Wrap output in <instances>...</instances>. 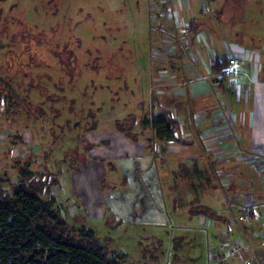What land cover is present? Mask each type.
<instances>
[{
  "label": "rangeland",
  "instance_id": "rangeland-1",
  "mask_svg": "<svg viewBox=\"0 0 264 264\" xmlns=\"http://www.w3.org/2000/svg\"><path fill=\"white\" fill-rule=\"evenodd\" d=\"M171 1H0V44L9 41L11 33L32 29L37 41L46 39L58 45L47 55L49 59L32 54V64L27 65L24 70L20 69L15 78L7 81L10 95L23 104L27 90L32 105L29 108L21 106L18 113H15V108L8 112V107H3L0 111V178L9 182L19 181L22 178L20 168L23 166L28 167L30 180L37 181L39 173L44 171L45 175H41V179L45 181L49 179L46 171L53 172L58 177L57 185L52 186L49 179L50 183L47 182L45 188L47 193L53 188L52 195L56 199L53 209L58 210L59 205L63 206L64 217L63 213L73 207L77 211L76 215L63 218L69 228L84 229L75 232L92 233L97 243L107 249L110 258L118 259L121 264H179L176 263L174 253L175 248H181L183 239L179 233H175L178 226L171 227V224L164 228L150 222L136 226L134 222L124 220L131 227L117 228L118 219L112 197L120 183V177L115 157H121L126 151L131 153L133 149L124 142L125 136L124 139L111 136V132L115 131L114 120L124 119L128 114H139L142 108L145 109V119H158L163 114L161 111L167 108L170 116L179 122V136L186 133L192 135L196 130V121L189 119L187 122L184 117L191 110L201 111L212 104L211 93L207 90L205 93L210 97L208 103L206 100L202 103L196 96L193 103H187L190 93L203 92L201 84L204 83H197L196 77L203 74L200 72L202 61L198 58V53L203 51L206 44L215 51L216 48L223 47L216 52L219 57L227 55L224 46L232 42L248 52L245 60L239 61L238 67L242 66L235 82L228 83L230 75L227 74L223 77L218 74L211 76V80L204 79L206 84L216 83L213 78L217 81L222 79L223 84L222 88H213L215 107L202 118L206 121L207 118L222 113L221 118L225 119L227 114L233 128L225 123L227 125L224 131L230 132L235 138L236 143L233 145L230 141V149L236 150L235 157L240 159H234L233 156L229 159L228 154L218 157L216 150L200 145L186 147L198 150L197 153L191 149L185 154L174 153L170 151L171 147H183L180 144L173 145L172 142H165L163 151H160L162 146L149 128L142 132L139 126H135L133 132H139L138 143L141 145L130 159H137L135 170L141 172L138 164L141 154L149 156L150 164L154 167L161 160L160 157L168 155L172 158L171 162L175 163V168L177 163L187 159L190 169L192 164L189 157L195 156L196 166L203 173L201 184L207 188L204 190V197L209 198L206 202L213 203L210 201L212 198L216 205L224 203L237 214L247 207L245 186L250 183L252 186V181L256 178L259 180L258 175L264 180V0ZM235 4L234 9H237L241 17L232 16L234 12L231 9ZM190 21L196 22L197 34L191 30ZM34 24L39 27H33ZM199 35L202 36L201 40L198 39ZM7 48L0 47V59L5 57L1 51ZM16 51L20 53L22 49L18 48ZM228 58V67L232 66L234 73V59L231 56ZM26 60L24 58L23 62ZM19 81L20 86L17 85ZM32 85L34 87L28 89ZM156 86H162L168 91V95L163 89H155ZM170 90L177 91L174 98L169 96ZM38 106L45 110V115L29 119L31 113H37ZM95 118L99 119L98 130L85 131V128L93 127V122L97 121ZM213 120L218 121L217 118ZM202 131L203 125L197 129L198 133ZM20 135L22 140L25 139L22 143L18 139ZM84 138L90 142H108L109 146L90 155L85 153ZM248 139L250 145L246 148L244 144ZM129 142L132 141L129 139ZM45 154L47 155L44 156ZM99 154L106 158L99 168L103 171V178L100 179L91 174L92 164L95 163L89 159ZM19 157L22 159H18ZM252 162L257 165L252 167ZM231 163L238 165L231 168ZM177 169L179 173V168ZM245 178H251V181ZM154 181L157 179L154 178ZM156 186L159 188L160 185L157 183ZM256 187H259L258 182L254 184V194ZM187 189L183 186L177 193L181 201L187 196ZM193 189L197 190L198 187ZM231 189L238 193L232 196L236 201L230 197ZM164 196L167 197V194ZM42 198L50 200L51 196L44 194ZM98 201L101 207H96ZM150 207V202L145 199L143 203L136 205L138 210H135V215H144ZM261 207L255 205L256 221L251 224L262 226L264 231ZM186 208L188 207H184ZM233 213L227 209V215ZM183 215H186L185 212ZM244 216L247 218L245 214ZM169 217L175 220L172 212H169ZM201 219L203 231L188 235L187 244L182 246L185 256L181 257L185 260H190L185 253L188 252L194 256L196 254L200 264H206L209 257L205 253L209 246L211 259L221 254L218 258L224 257L227 264H237L238 260L242 262L249 257L248 252L234 254L229 251L238 234L241 235L242 245L253 246L254 252L250 254L254 257L252 260L263 263L261 252L255 250V245L247 236V229L252 226L251 221L244 222L239 230L233 229V233L226 234H223L226 222L214 223L217 231L206 239L207 229H211L212 224L205 217ZM206 222L209 223L208 226ZM142 228L155 232L153 236L157 238H144ZM258 234L260 237L255 236L257 245L264 248V235L260 232ZM210 238L213 241L208 245ZM140 249L146 261L133 262L139 258Z\"/></svg>",
  "mask_w": 264,
  "mask_h": 264
},
{
  "label": "trees",
  "instance_id": "trees-1",
  "mask_svg": "<svg viewBox=\"0 0 264 264\" xmlns=\"http://www.w3.org/2000/svg\"><path fill=\"white\" fill-rule=\"evenodd\" d=\"M232 6L234 9L236 4ZM161 8L163 9L164 5ZM168 17L171 19L170 16ZM196 25V22L190 21V28L195 34L198 33ZM34 26L39 27L36 24ZM40 28L43 29V27ZM4 31L7 32V30ZM35 35L32 29H24L20 33H11L10 40L0 44L1 48L8 47L6 50L1 51L5 57L4 59H0V72L5 71L6 73H0V111L3 107H8V112L12 108H15V113H18L17 111L20 110L21 106L29 108L32 105L27 90H25L23 104L10 95L7 81L15 78L20 73V69L24 70L23 68L32 64V54L49 59L47 55L51 49L55 46L58 47L57 44L52 41L49 42L46 39L37 41L34 38ZM18 48L22 49L20 53L16 51ZM24 58H27L25 62H23ZM227 68L228 58L215 60L210 65L211 73L213 75L218 74L220 77L223 76V72ZM218 81H220L219 87L222 88L223 81L220 79ZM20 84L21 82L19 81L17 85L20 86ZM33 87L34 85L28 86V89H32ZM144 110L142 108L141 112L136 115L128 114L124 119H115V129L135 143L139 141V132H133L135 126L141 127L142 132L146 128H149L148 130L153 134V137L161 143L165 141L180 142L178 136L179 123L170 116L166 109L161 111L163 114H160L158 119L153 120L143 117ZM41 115H45V110L41 106H38L37 113H31L28 118L36 119ZM94 120L98 119L95 118ZM97 125L98 121H95L93 122V127L85 128V131L92 132L97 128ZM18 139L21 143L23 140L25 141V139L22 140L21 135ZM96 145L95 143H89L84 138L85 153H88ZM64 154L66 155L67 151ZM18 159L22 158L19 157ZM26 161L30 162L31 160ZM41 165L45 166L44 163ZM46 173L51 180L52 186L57 185L58 177L48 170ZM43 174L45 175L44 171L39 173L37 181L30 180V171L27 166H23L20 168V177L22 178L19 181L9 182L0 178V264H121L118 259L110 258L107 249L97 243L92 233L75 232L77 230L69 228L59 212L53 209L56 200L52 195L53 188L48 193L45 191L47 182H50L49 179L45 181L41 179V175ZM44 194L50 195V200L43 199L42 196ZM194 210H196L195 214H203L207 220L211 221L213 218L212 220L218 219L222 224L226 222L223 234L233 233L232 226L239 228L244 222L254 221L253 208L249 204H247V207L242 208L235 216L237 217L243 211H246V221L244 220L236 224L232 222L233 218L219 216L216 211L208 206H195ZM207 224L209 223L206 222ZM207 230L209 231L210 229ZM234 238L239 241L241 235L237 234ZM210 242H208V245ZM250 246L253 247L252 245ZM255 250H257L256 247ZM220 256L222 255L218 254L212 258L211 263L213 264L219 260L218 257ZM249 256L251 259L254 258L251 255Z\"/></svg>",
  "mask_w": 264,
  "mask_h": 264
},
{
  "label": "crops",
  "instance_id": "crops-1",
  "mask_svg": "<svg viewBox=\"0 0 264 264\" xmlns=\"http://www.w3.org/2000/svg\"><path fill=\"white\" fill-rule=\"evenodd\" d=\"M231 11H233L235 13H233L232 16H234V18L237 17H241V14L237 11V9H231ZM233 18V19H234ZM202 36L199 35L198 39L201 40ZM204 39V37H203ZM239 44L232 42L229 43L228 45L224 46L227 55L224 57H219V55L216 53L217 51H221L223 49L222 48H216L217 50L215 51L214 48L208 44L205 45V48L203 49V51L201 53H198V58L201 59L202 64H201V68H200V72H203V74L198 75L197 78V83H204L201 84V87H203V92H195V93H190L189 94V102L193 103V98L196 96L197 99H201V102L203 103L205 100L208 103L210 97L207 96V94L205 93V91L207 90V92L211 93L210 96L212 97V104L209 107L204 108L201 111H192L188 112L189 118L187 116H185L184 118L186 119V121L188 122L189 119L190 120H194L196 121V130L193 132L192 135H189L188 133L183 134L181 136H179V140L180 142H172L173 145L179 146L178 144L182 145L183 148L181 147H171L170 151H173L174 153L179 152L180 154H185L186 151L194 150L195 153H197L198 150L194 149V148H186V147H191L194 145H200V146H206V148H213L214 150H216V152L218 153V157H220L223 154H228L229 159H231V156L234 157V159H240V157H235V154H237L236 150H231L230 146H232L234 143H236L235 138L231 136L230 132H225L224 130H226V125L229 124L232 128H233V124L230 123V118L227 116V114H225V119L221 118L222 113H219L217 116H212L210 119L207 118V120H203L202 116H204V114H207L208 111L212 108L215 107V103H214V93H213V88H220L219 85L217 84L218 81L216 80V78H213V80L216 83L213 84H206V82H204L205 78H209L211 80V76L214 77V75L211 73L210 71V65L215 61V60H221L224 58H228L231 56L232 59H234V73L231 74V78H229L228 83L231 82H235L236 80V76H240V67L242 65H239V61L245 60L244 58L246 54H248V52H246V50L242 49V47L238 46ZM257 55V54H256ZM229 59V58H228ZM236 59V60H235ZM222 80V79H221ZM215 84V85H214ZM161 87V88H159ZM264 87V84L263 86ZM163 89L162 91L165 92V94L168 95V91H166L162 86H156L155 89ZM162 92V93H163ZM170 95L172 98H174L173 96L177 93V91L175 90H170ZM202 96V97H201ZM207 96V99H206ZM201 97V98H200ZM183 102V101H182ZM184 103V102H183ZM199 106V104L197 105V107ZM167 110V108H165ZM197 110V108H195ZM168 111V110H167ZM193 114V117H192ZM194 118V119H192ZM217 118L218 121H214L213 119ZM98 121V125L97 128L93 131H97L100 123H99V119ZM178 121V120H177ZM179 123V122H178ZM227 123V124H225ZM203 125V131L198 133L197 129L199 127H201ZM241 125V124H240ZM221 127H224L223 129ZM115 129V127H114ZM111 136L117 138H125L124 135L115 129V131L111 132ZM107 139V138H106ZM195 139L197 142H195ZM228 139L226 142H223L224 140ZM250 139V138H249ZM246 140L244 147L248 148V146L250 145V140ZM126 140V141H125ZM124 140V142L126 144H128V146L130 145L133 149V152H128L126 151V153H124L125 151H123V155L120 157L118 156L115 157V165H116V170H117V174L120 177V183L116 186L117 190L114 192L113 195V204L115 207V212L117 213V228L119 229H123L125 227H131L130 225H126L124 223V220L130 221V222H134V224L136 226H138L139 223L141 224H148L149 222L151 224H154L157 227L160 228H164L167 227L169 224H171V227L174 226H178V229L176 230L175 233H179V235L182 237V246H184L185 244H187L188 239L187 236L188 235H196L198 233V231H203L201 224V217H205L203 214H195L194 207H198V206H208L210 207L212 210L216 211L217 214L219 216H223L224 218L226 217H230L235 218V216L237 215V213H233V211L231 210V208H229L226 204L222 203V205H216L215 201L210 198V201L213 203H207L206 201L209 199L207 196H205L206 192L204 193V190H207L206 186L201 184L202 183V176L203 173H201L202 169L201 168H197V159L195 156L193 157H189L191 160V169L188 166V161L187 159L182 160L181 162L177 163V168H179V173H178V169L175 168V163L171 162V157L168 155V157H160L161 160L159 161V163L154 167L153 164H150V158L149 156H145L143 154L139 155V161L138 164L141 167V172H137L135 170L136 166H135V161H137L136 158H134L135 160H131V156H135V152L137 147H139L141 145V143L139 142H129V139L126 137ZM87 141L89 143H95L97 144L95 147H93L88 153L90 155H92L93 153H95L96 150H102V149H106V146H109L108 142H103L102 141H98V142H90L88 139ZM232 145H231V142ZM160 142V141H159ZM165 142H170V141H165ZM161 143L162 148L159 150L163 151V144L165 143ZM176 143V144H175ZM263 143V142H261ZM237 144H239L237 142ZM264 144V143H263ZM225 147V148H223ZM185 148V149H184ZM157 151V149L155 150ZM100 155V154H99ZM95 156L93 157H88L89 159H91L90 161H92L95 164H92V170H91V174L100 179L101 177L103 178V171L101 172V170H99L100 167H102L104 161H106V158H104L102 155L100 156ZM195 155V154H194ZM245 157V155H244ZM254 164H252L254 167L255 162H252ZM168 164H170V166H168ZM234 165H238V163H231L230 167L232 168ZM235 167V166H234ZM260 167L262 168V166L260 165ZM149 169L150 171L146 170ZM154 168V170H153ZM94 172V174H93ZM160 172V173H159ZM264 172V171H263ZM243 171L240 172V174H242ZM177 177L179 179H177ZM154 178L157 179V181H154ZM165 178V179H164ZM259 180L256 178L255 181L253 182V185L247 184V186L251 189H249L247 186L246 189H244V194L247 195V199L245 200L246 204H249L252 206L253 210L252 212L254 213V220L256 221V211H255V205H259L262 206L261 207V211L260 213L264 214V180H262L261 176L258 175ZM122 179V182H121ZM246 180L251 181V178H245ZM177 181H180V183L178 184ZM156 184H155V183ZM192 182V183H191ZM258 182L259 187H256V191L255 194L252 192V190H254V184ZM157 183L160 185L159 188L157 185ZM208 184V183H207ZM186 185V186H185ZM162 186V188H160ZM184 186V188H188L186 193L187 196H184V201H181L179 199V197L177 196V193L181 191V188ZM205 186V187H204ZM261 186V187H260ZM196 187H198L197 190H194L193 188L196 189ZM189 189H191V191H188ZM235 189V188H234ZM231 189V193L232 195L230 196L232 198V196L234 197V195H237L238 193H235L233 190ZM194 190V191H193ZM220 191V190H218ZM236 191V190H235ZM80 192V189H79ZM164 194H167V197L164 196ZM147 199L150 204H151V209L148 210L147 213H145L144 215H135V210L138 208H136L137 204H141L144 202V200ZM233 199V198H232ZM234 201H236L235 199H233ZM56 201V200H55ZM239 200H237L238 202ZM98 205L96 207H101L100 206V202L98 201L97 203ZM158 206V209H157ZM220 206V207H219ZM184 207H188L186 209H184ZM227 209L228 211H230L231 213H233L232 215H227ZM156 210V211H155ZM59 212V214L61 215L62 218H66L67 216H71V215H76V210L72 207H69L66 212H64V217L62 216V212L64 211L63 206L59 205L58 206V210H56ZM168 211V212H167ZM167 212V213H166ZM169 212H172V215L175 216V220H172L169 217ZM183 212H185V216L183 215ZM239 213V212H238ZM104 214V211L102 212V215ZM105 217V215H104ZM206 218V217H205ZM102 220H104V218H101ZM213 219V218H212ZM211 219V224H212V229H210L207 232L206 239L209 236H212L217 229H214V223H221L218 219L217 220H212ZM253 223V221L250 222V224ZM252 225V224H251ZM233 229H237L239 230V228H237L236 226H232ZM199 228V229H198ZM76 229V228H74ZM76 230H84V229H76ZM142 235L144 238H147L148 236H150L151 238H157L155 236H153L155 234V232H149L147 231L145 228H142ZM258 232H260L262 235H264V231H263V227L260 225H252L250 228L247 229V236L251 239V241L253 242V244L255 245V247L257 248L258 251L261 252V257H262V262L264 263V248H261L259 245H257L258 240L256 239L255 236L260 237ZM174 233V234H175ZM147 234V235H146ZM156 241H160V239H153ZM211 239H209L208 242H210ZM181 246L182 250L175 248L176 252L174 253V257L177 259L176 263L179 264H200L198 261V257H196L193 255V253H188L185 252L187 254V256L189 257V261L185 260L183 257L181 256H185L182 252L184 251L183 247ZM150 248V247H149ZM208 248L209 246H207V252L205 253L206 255H208L209 260L207 259L206 264L212 260L209 256L208 253ZM145 250V249H144ZM141 252V254H139V258L135 259L133 262H138V260L140 261H146L145 257L142 256V249L139 250ZM138 252V251H137ZM238 262V263H237ZM236 263L240 264V260H238Z\"/></svg>",
  "mask_w": 264,
  "mask_h": 264
},
{
  "label": "built area",
  "instance_id": "built-area-1",
  "mask_svg": "<svg viewBox=\"0 0 264 264\" xmlns=\"http://www.w3.org/2000/svg\"><path fill=\"white\" fill-rule=\"evenodd\" d=\"M171 2H174V0H172ZM172 14V17H174L173 13ZM232 63V61H231ZM232 70H233V67L232 66H229L227 69L224 70L223 72V75L224 74H227L228 76L230 75V78H231V74H232ZM223 77V76H222ZM244 214L246 215V211H244L242 214H240L239 216L235 217L232 219V222H234L235 224L236 223H239L241 221H244L245 220V216ZM232 246H230V249L229 251L232 252V253H240L242 251H246L248 252V255H250L251 253H253L254 249L250 246V244H246L245 246L242 245L240 243V240H234V242L231 244ZM223 254V252H222ZM227 255H225L226 257ZM257 262V263H256ZM212 264V263H210ZM213 264H227L224 257H222L221 259L217 260L215 263ZM240 264H261L260 262L258 261H253L252 259H250V256L248 258H245L244 260H242V262L240 261Z\"/></svg>",
  "mask_w": 264,
  "mask_h": 264
}]
</instances>
